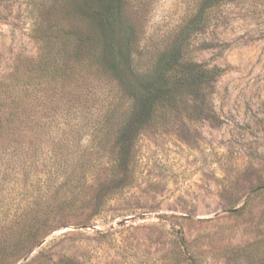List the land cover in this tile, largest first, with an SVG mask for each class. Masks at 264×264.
<instances>
[{"label": "rangeland", "instance_id": "obj_1", "mask_svg": "<svg viewBox=\"0 0 264 264\" xmlns=\"http://www.w3.org/2000/svg\"><path fill=\"white\" fill-rule=\"evenodd\" d=\"M53 1L0 0V264H264V0H122L127 81L208 71L153 109L40 95Z\"/></svg>", "mask_w": 264, "mask_h": 264}, {"label": "trees", "instance_id": "obj_2", "mask_svg": "<svg viewBox=\"0 0 264 264\" xmlns=\"http://www.w3.org/2000/svg\"><path fill=\"white\" fill-rule=\"evenodd\" d=\"M123 5L122 0L53 1L47 10L52 13L50 18L41 15L35 31L42 45L34 79L36 87L40 86L42 90L40 95H50L53 88L70 95H85V90L94 84L122 95L123 90L131 86L137 107L153 109L156 101L161 99L160 95H173V98L183 95L184 90L198 84L203 75H208V71L200 73L198 66L191 68L178 64L157 68V81L150 85L127 81L126 77L133 75L134 70L131 47L122 44L119 38ZM211 74L216 75V71ZM18 85L26 87L28 82L20 81ZM2 86L7 92L6 97L15 87L12 90L10 84ZM9 98L1 99L0 107H8L2 121L11 117V122L14 112ZM152 115V112L146 114L147 117Z\"/></svg>", "mask_w": 264, "mask_h": 264}]
</instances>
